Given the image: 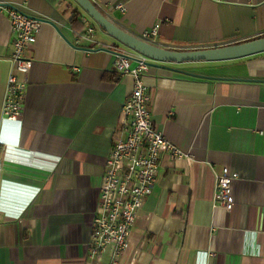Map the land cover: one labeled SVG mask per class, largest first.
<instances>
[{"label":"crops","instance_id":"obj_1","mask_svg":"<svg viewBox=\"0 0 264 264\" xmlns=\"http://www.w3.org/2000/svg\"><path fill=\"white\" fill-rule=\"evenodd\" d=\"M121 29L174 50L222 46L264 35V0H92ZM40 18L22 120L3 116L12 69L7 8ZM75 0H0V264H108L88 256L99 184L122 105L133 86L114 68L118 53L141 54ZM77 16V17H78ZM81 26V27H80ZM137 60L131 59L135 66ZM170 65L198 73L264 79V51ZM19 75V73H17ZM155 127L187 153L164 157L118 264H264V81L204 79L150 67L144 76ZM230 211L213 206L222 167Z\"/></svg>","mask_w":264,"mask_h":264},{"label":"built area","instance_id":"obj_2","mask_svg":"<svg viewBox=\"0 0 264 264\" xmlns=\"http://www.w3.org/2000/svg\"><path fill=\"white\" fill-rule=\"evenodd\" d=\"M13 33L12 69L7 76L5 97L1 112L7 119L19 121L24 115V96L32 60L24 55L36 40L40 18L14 8H7ZM91 16L80 14L82 28L76 31L78 39L92 40L95 26ZM159 23L141 33V38L151 42L157 35ZM118 53L114 68L119 75L129 74L133 86L122 105L119 131L113 137L99 184V197L94 211L93 231L88 256L99 259L107 249L108 264H118L119 258L129 249V235L135 226L139 210L152 193L163 158L170 161L187 156L164 133L154 126L148 102L150 95L144 76L150 67L141 55L135 66L131 59ZM19 73V75H17ZM238 173L224 166L216 175L213 206L230 211L234 197L232 181Z\"/></svg>","mask_w":264,"mask_h":264},{"label":"water","instance_id":"obj_3","mask_svg":"<svg viewBox=\"0 0 264 264\" xmlns=\"http://www.w3.org/2000/svg\"><path fill=\"white\" fill-rule=\"evenodd\" d=\"M78 5L89 15L91 18L108 34L113 36L119 42L127 47L137 51L144 56V61L149 67L161 68L170 70L176 73L204 78V79H225V80H244V81H264L259 78H241V77H228L203 74L193 71L184 70L170 63H180L186 61H216L228 60L244 57L257 52L264 51V36L246 40L243 42L227 44L222 46L197 48L189 50H174L168 49L152 42L144 40L136 35H133L124 29H121L117 24L111 21L104 15L92 0H75ZM41 20V19H40ZM130 59L139 60V58L124 54Z\"/></svg>","mask_w":264,"mask_h":264},{"label":"trees","instance_id":"obj_4","mask_svg":"<svg viewBox=\"0 0 264 264\" xmlns=\"http://www.w3.org/2000/svg\"><path fill=\"white\" fill-rule=\"evenodd\" d=\"M96 7L104 14V15H106L97 5H96ZM78 14H79V12H77V11H75L74 13H73V15H72V17H71V23H72V21H74V22H76V23H78L79 21H78ZM81 27V26H80ZM261 36H264V35H261ZM258 37H260V36H258ZM254 38H257V37H254ZM251 39H253V38H251ZM247 40H250V39H247ZM246 41V40H245ZM240 42H243V41H240ZM238 43V42H237Z\"/></svg>","mask_w":264,"mask_h":264}]
</instances>
